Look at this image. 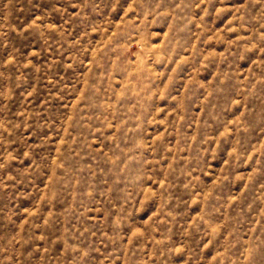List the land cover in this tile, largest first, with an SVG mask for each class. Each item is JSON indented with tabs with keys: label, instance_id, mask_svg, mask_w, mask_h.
<instances>
[{
	"label": "rangeland",
	"instance_id": "374dc122",
	"mask_svg": "<svg viewBox=\"0 0 264 264\" xmlns=\"http://www.w3.org/2000/svg\"><path fill=\"white\" fill-rule=\"evenodd\" d=\"M0 264H264V0H0Z\"/></svg>",
	"mask_w": 264,
	"mask_h": 264
}]
</instances>
